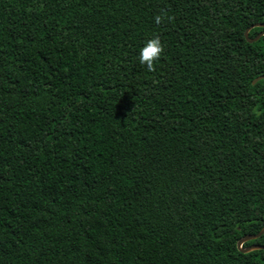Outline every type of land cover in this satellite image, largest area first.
Here are the masks:
<instances>
[{"label":"trees","instance_id":"1","mask_svg":"<svg viewBox=\"0 0 264 264\" xmlns=\"http://www.w3.org/2000/svg\"><path fill=\"white\" fill-rule=\"evenodd\" d=\"M261 9L0 0V264H264Z\"/></svg>","mask_w":264,"mask_h":264},{"label":"clouds","instance_id":"2","mask_svg":"<svg viewBox=\"0 0 264 264\" xmlns=\"http://www.w3.org/2000/svg\"><path fill=\"white\" fill-rule=\"evenodd\" d=\"M238 23L239 27L248 33L264 32V9L250 17H241ZM255 118L260 126H264V111L258 112Z\"/></svg>","mask_w":264,"mask_h":264},{"label":"water","instance_id":"3","mask_svg":"<svg viewBox=\"0 0 264 264\" xmlns=\"http://www.w3.org/2000/svg\"><path fill=\"white\" fill-rule=\"evenodd\" d=\"M249 34L247 31L245 33V37L248 40L249 43H255L258 42L262 37H264V32H261L255 39H250L249 38ZM262 79H264V77H259L254 81V84H256L257 82L261 81ZM262 236H264V228L262 229V231H260V233L256 234V235H249L244 237L243 239H241L238 243V249L240 250L241 253L243 254H248L254 251H264V246L262 245H253L251 247L248 248H243V246L250 242V241H255L260 239Z\"/></svg>","mask_w":264,"mask_h":264}]
</instances>
